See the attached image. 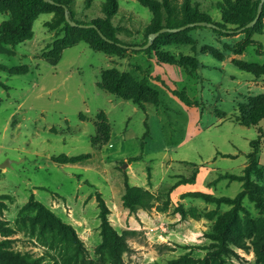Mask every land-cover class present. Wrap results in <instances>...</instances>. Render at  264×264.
Segmentation results:
<instances>
[{
    "label": "rangeland",
    "instance_id": "obj_1",
    "mask_svg": "<svg viewBox=\"0 0 264 264\" xmlns=\"http://www.w3.org/2000/svg\"><path fill=\"white\" fill-rule=\"evenodd\" d=\"M157 1L159 8L117 0L116 12L108 17L106 0H70L76 22L101 26L109 21L116 38L128 45L119 55L79 40L87 34L67 28L63 11L53 4L38 8L30 39L0 47V165L6 164L0 167V219L15 230L10 249L27 259L42 264H261L255 241L263 235L264 121L258 151L263 177L250 176L263 206L245 195L238 211L245 247L229 244L221 250L212 238L217 219L232 205L191 194L234 198L242 191L243 182L230 175H242L258 134L256 126L239 119L264 96V55H257L258 47L264 50V15L251 37L259 45L241 54L233 50L244 33L223 36L202 26L159 40L150 51L129 48L142 46L156 21L166 23L168 11ZM245 1L170 3L182 14L188 2L192 12L221 23L218 6L225 14ZM14 4L0 0V24L14 19ZM19 68L26 73L12 74ZM106 69L158 87L156 103L143 96L138 106L99 88ZM145 121L149 135L143 138ZM141 142L143 155L129 160L140 153ZM62 156L89 158L54 162ZM125 179L138 185V196L150 199L149 208L123 205ZM30 196L72 226L82 245L74 248L33 230L34 213L18 215ZM97 196L124 242L119 260L100 247Z\"/></svg>",
    "mask_w": 264,
    "mask_h": 264
},
{
    "label": "trees",
    "instance_id": "obj_2",
    "mask_svg": "<svg viewBox=\"0 0 264 264\" xmlns=\"http://www.w3.org/2000/svg\"><path fill=\"white\" fill-rule=\"evenodd\" d=\"M53 5L59 6L62 13V21L65 23L67 28H72V26L67 23L65 19V9L70 17H72V10L69 6L70 0H53ZM143 4L150 6V8H159L161 5L157 0H140ZM163 7L168 11V18L166 23L161 24L160 21L155 22L154 28L150 33L159 31L162 28H177L189 23H195L199 21H207L215 25L211 30L223 36H228L232 32H236L242 27H245L249 22H251L256 13L257 7L260 0H247L236 8L233 12H226L222 6H218L216 9L221 14V23H214L210 18L204 17L196 12H192L188 2L183 3L182 14L178 13V10L173 7L170 0H162ZM51 3L45 2L44 0H15L14 13L15 17L13 20L3 21L0 24V47L11 45L16 46L24 40H28L32 37L31 24L34 19L37 10L42 5H50ZM153 6V7H152ZM117 10V0H106V6L104 7V12L108 17L112 16ZM264 15V3L263 9L261 11L260 17L256 24L251 28H244L240 33L245 34V39L233 50L236 54H241L244 52L245 48L251 45H259L251 39L252 35L256 32L258 26L260 25V20ZM75 21V20H73ZM76 22V21H75ZM78 23V22H77ZM79 24H94L100 31L92 27H77L80 31L87 34V36L80 38L79 40H86L90 46L97 51L103 52L107 55H119L123 53L128 45L120 42L114 35L112 26L109 21L103 22V25L98 26L95 22L92 23H79ZM201 26H193L186 28L183 31L176 33L163 32L160 33L152 42L150 47L145 51L153 50L155 43L159 40H166L171 36H175L180 32H185L192 30L194 28ZM149 33V34H150ZM145 37L146 44L148 40V35ZM257 55H264V50L260 47L257 48ZM57 61H51V65H55ZM264 73V64L260 69ZM251 72V71H250ZM26 73L24 69H17L15 73L12 74H23ZM254 75V73H253ZM4 86L0 82V87ZM98 87L107 91L110 94H115L121 98H125L131 101L133 104L142 106L143 96H148L152 103H156L157 97L159 96L158 87L146 80H133L125 74L117 72L115 69H106L101 73L100 82ZM257 101L259 103H254L249 106L248 109L240 116L239 121L246 126H256L258 129L257 138L251 141V152L247 156V164L243 168L242 175L235 176L230 175L234 179L243 182L242 191L239 192L234 198H229L225 196L213 197L211 195H206L202 193H192L193 196H198L209 201L225 202L232 205L231 209L224 215L219 216L214 225V234L212 238L216 242L217 246L221 250H226V247L231 244L237 247H245L244 238L238 232L237 221H238V211L241 207V199L243 196L248 195L256 204L260 207L263 206V201L260 197H257L254 193L259 188L257 184L253 183L250 179L251 175L257 176L259 179L263 177V170L259 165L258 151L260 148V141L263 137V130L259 127L260 122L264 121V96L259 97ZM99 118L103 117L102 122L105 126V131L108 134V124L102 115L99 113ZM99 121V125H100ZM145 132L143 138L149 135V125L147 121L144 122ZM105 140L108 141V135H106ZM96 142V139L93 140ZM143 142H141L140 153L133 156L129 160L136 161L140 159L143 155ZM229 155H225L228 157ZM89 157H67L62 156L55 159L54 162L58 164H71L79 163L83 159ZM194 179V178H193ZM192 179V180H193ZM183 183L180 181L178 184ZM125 193L122 196L123 205L129 210H134L135 208L147 209L150 207V199L145 196H138L141 193V189L137 186H130L125 179L124 183ZM98 208H99V219H100V234L102 242L100 244L101 248L107 250V252L112 256L114 260H119L121 253L124 249V242L121 236L113 229L111 226L107 215L109 214L108 207L101 196L96 197ZM31 211L34 213L31 218V223L33 230H37L40 236L45 234H50L53 237H58L61 242L65 244L72 245L74 248H79L82 243L77 237L74 228L66 223H64L60 217L55 215L50 209H48L44 204L36 201L33 196H30L26 204H24L18 215L22 213ZM263 230V235L255 241L256 255L257 259L261 264H264V219L261 223ZM15 233V230L7 225L3 220L0 219V264H42L39 259H27L24 255H20L18 252L10 249L11 239L9 237ZM76 250V249H75ZM52 264H58L53 262ZM63 264V263H62ZM64 264H68L66 261Z\"/></svg>",
    "mask_w": 264,
    "mask_h": 264
},
{
    "label": "water",
    "instance_id": "obj_3",
    "mask_svg": "<svg viewBox=\"0 0 264 264\" xmlns=\"http://www.w3.org/2000/svg\"><path fill=\"white\" fill-rule=\"evenodd\" d=\"M44 1L45 2H49L51 4L54 3L53 0H44ZM263 3H264V0H260V2L258 4V7H257V13H256L254 19L251 22H249L245 27L240 28L239 31H242L244 28H251V27H253L256 24V22L258 21V19L260 17L261 11H262ZM65 19H66L67 23H69V25L72 26V27H92V28L96 29L98 31V33L100 34L99 29L94 24H79V23L71 20L69 15H68V13H67V11H66V9H65ZM193 26H202V27H208V28H214L215 27V25L213 23H210V22H207V21H199V22H195V23H189V24L177 27V28H162L159 31H156L154 33H150L148 35V40H147L145 45H142V46H131L129 48H131L133 50H136V51L146 50L148 47H150V45L152 44L154 39L160 33H163V32L176 33V32L183 31L186 28H190V27H193ZM4 166H6V164L0 165V167H4Z\"/></svg>",
    "mask_w": 264,
    "mask_h": 264
},
{
    "label": "crops",
    "instance_id": "obj_4",
    "mask_svg": "<svg viewBox=\"0 0 264 264\" xmlns=\"http://www.w3.org/2000/svg\"><path fill=\"white\" fill-rule=\"evenodd\" d=\"M134 185L138 186L137 184L134 183Z\"/></svg>",
    "mask_w": 264,
    "mask_h": 264
}]
</instances>
